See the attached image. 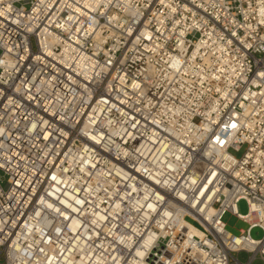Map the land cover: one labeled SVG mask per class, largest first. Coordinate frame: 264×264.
Returning a JSON list of instances; mask_svg holds the SVG:
<instances>
[{"label": "built area", "instance_id": "2783aa9c", "mask_svg": "<svg viewBox=\"0 0 264 264\" xmlns=\"http://www.w3.org/2000/svg\"><path fill=\"white\" fill-rule=\"evenodd\" d=\"M0 171V264L264 263V0H0Z\"/></svg>", "mask_w": 264, "mask_h": 264}, {"label": "rangeland", "instance_id": "374dc122", "mask_svg": "<svg viewBox=\"0 0 264 264\" xmlns=\"http://www.w3.org/2000/svg\"><path fill=\"white\" fill-rule=\"evenodd\" d=\"M245 150L246 147H243L240 151L231 150V153L235 156V158L240 159L243 156ZM7 178H8L7 175L4 174L2 171H0V179L3 187H5L7 183ZM238 208L242 215L247 214L248 208L246 202L244 201L240 202ZM222 221L225 224L226 230L234 236H239L241 234V231L246 232L247 229L249 228V225L247 223H244L241 219L237 218L231 212H227L222 218ZM250 236L254 240H260L264 237V232L262 229L255 227L251 230ZM234 257L237 258L241 264L247 263L249 259L248 254L245 252L235 254ZM231 262L232 264H237L233 259L231 260ZM252 264H264V263L259 257H257L252 262Z\"/></svg>", "mask_w": 264, "mask_h": 264}, {"label": "bare ground", "instance_id": "6f19581e", "mask_svg": "<svg viewBox=\"0 0 264 264\" xmlns=\"http://www.w3.org/2000/svg\"><path fill=\"white\" fill-rule=\"evenodd\" d=\"M214 214H216L215 209H212L210 211V215L209 216L214 215ZM204 225H206V224H204ZM188 228L190 229L191 234H196V235L200 236L201 238H204V235H203L202 231L198 230L197 228H195L194 226H191V225H189ZM137 255L141 258V251L140 250H137Z\"/></svg>", "mask_w": 264, "mask_h": 264}]
</instances>
